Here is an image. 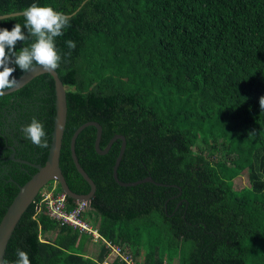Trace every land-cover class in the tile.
<instances>
[{"label":"trees","instance_id":"trees-1","mask_svg":"<svg viewBox=\"0 0 264 264\" xmlns=\"http://www.w3.org/2000/svg\"><path fill=\"white\" fill-rule=\"evenodd\" d=\"M25 11L0 19V90L38 64L57 71L68 107L60 167L71 191L91 189L70 149L90 121L102 127L101 149L125 137L120 181L155 182L120 186L122 141L99 155L95 127L78 135L101 237L135 264H264V0H0V16ZM55 100L49 74L0 95V222L37 172L31 164L46 162ZM242 176L248 186L235 190ZM40 201L3 264H126L108 262L99 242L91 250V235L53 221Z\"/></svg>","mask_w":264,"mask_h":264},{"label":"water","instance_id":"water-1","mask_svg":"<svg viewBox=\"0 0 264 264\" xmlns=\"http://www.w3.org/2000/svg\"><path fill=\"white\" fill-rule=\"evenodd\" d=\"M32 12V11H31ZM26 13H30L29 11L25 12H17V13H11L6 15H1L0 19L8 18V17H14L23 15ZM54 13V12H53ZM42 74H49L52 76L55 84V119H54V128L52 132V140L51 145L49 148V153L46 159V162L44 165L40 164H31L37 172L32 175V177L22 186H19V190L12 200L11 204L7 207V210L0 222V264L4 263V258L6 255V250L9 244V241L20 222L22 216L25 214V212L28 210V208L33 204L42 188H44L47 184L51 182H56L59 184L61 190L71 199L82 201L86 200L90 202L92 198L95 195L96 192V185L93 182V180L88 176V174L84 171V169L81 167L76 152H75V143L78 135L89 126H93L97 130L96 134V140H95V150L99 155H105L109 152L111 149L113 143L117 140H121V147L119 154L116 158L115 164L113 166V178L119 184L123 187H130V186H136L142 183H155L152 177L145 178L143 180H139L136 182H122L119 180L117 172L118 167L121 163L122 157L126 150V139L123 135H115L108 143V145L104 148H100V140L102 136V127L99 123L95 121L87 122L83 125H81L73 134L71 138L70 143V149H71V155L72 160L75 164V167L79 174L85 179V181L90 185V192L86 195H80L76 194L69 188L65 177L63 175L62 169L60 167V156H61V149H62V143H63V137H64V131L66 127L67 122V91L66 87L61 81L57 71L52 67L45 65L43 63L38 64L25 73L21 75V77L15 82V84L8 89L0 90V95H6L13 93L22 87H24L26 84H28L31 80H33L35 77L40 76ZM11 160L29 164L26 161L16 159L15 155L12 154L10 156ZM160 185V184H158Z\"/></svg>","mask_w":264,"mask_h":264},{"label":"built area","instance_id":"built-area-1","mask_svg":"<svg viewBox=\"0 0 264 264\" xmlns=\"http://www.w3.org/2000/svg\"><path fill=\"white\" fill-rule=\"evenodd\" d=\"M40 206H45L48 216L61 225H68L74 229H78L81 233L89 234L93 237V241L107 245L111 250L110 253L115 254V258L119 257L126 264H135L128 250H124L118 245L103 239L99 232L92 227V223L87 219L89 215L90 203L88 201H75V205L70 207L68 197L65 193L59 192L53 185L44 187L40 192Z\"/></svg>","mask_w":264,"mask_h":264},{"label":"rangeland","instance_id":"rangeland-1","mask_svg":"<svg viewBox=\"0 0 264 264\" xmlns=\"http://www.w3.org/2000/svg\"><path fill=\"white\" fill-rule=\"evenodd\" d=\"M51 185H53V186H55L56 188H57V190H58V186H57V183L56 182H51V183H49V184H47L46 186H45V188L46 187H48V186H51ZM248 186V182H247V179H246V177H244V176H242V177H240L238 180H235V182H234V189L235 190H240V189H242V188H244V187H247ZM43 189V188H42ZM42 191V190H41ZM40 191V192H41ZM61 192H63V191H61ZM64 193V192H63ZM40 194V193H39ZM67 196V195H66ZM68 197V196H67ZM74 201H77V200H74ZM82 201H85V200H82ZM91 202V201H90ZM89 202V203H90ZM91 207V206H90ZM89 212H90V216L91 217H89V215L87 216V219L88 220H90L91 221V218H92V222H94L96 225H97V223H98V213H96L94 210H93V208H89V210H88ZM92 227H94L93 226V223H92ZM50 237H49V239H53L54 237H55V234H50L49 235ZM97 245V243H95V241H94V243H92V245H90L89 247L91 248V250H97L98 248H99V246L97 245V246H94V245ZM101 244L102 245H104L105 243H103V241L101 242ZM101 246V245H100ZM105 247L106 248H109L107 245H105ZM119 247H121V246H119ZM122 248V247H121ZM122 249H126V248H122ZM114 259H115V254H112V253H110L109 254V256H108V258H107V261L108 262H112V261H114Z\"/></svg>","mask_w":264,"mask_h":264}]
</instances>
